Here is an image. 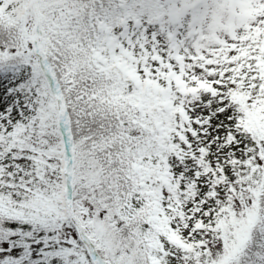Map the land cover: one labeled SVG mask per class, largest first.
<instances>
[{
  "label": "snow or ice",
  "instance_id": "obj_1",
  "mask_svg": "<svg viewBox=\"0 0 264 264\" xmlns=\"http://www.w3.org/2000/svg\"><path fill=\"white\" fill-rule=\"evenodd\" d=\"M0 264H264V0H0Z\"/></svg>",
  "mask_w": 264,
  "mask_h": 264
}]
</instances>
